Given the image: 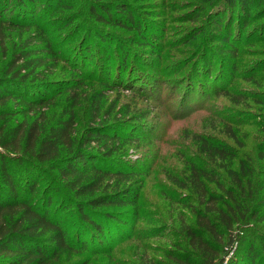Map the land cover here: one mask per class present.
I'll return each mask as SVG.
<instances>
[{
	"label": "trees",
	"instance_id": "obj_1",
	"mask_svg": "<svg viewBox=\"0 0 264 264\" xmlns=\"http://www.w3.org/2000/svg\"><path fill=\"white\" fill-rule=\"evenodd\" d=\"M185 1L197 11L184 17L201 21L207 31L195 35L198 29L191 27L182 35L184 45H196L200 35L208 41L174 64L170 81L181 90L179 110L197 104L209 91L225 94L242 36L246 31L252 36L251 18L264 13H253L264 0ZM85 4L88 18L101 27H86L76 42L64 43L61 61L70 74L47 79L39 70L61 55L53 35L70 27L72 19L54 15L70 7L68 0H0V36L6 29L27 32L0 72V264H57L62 255L106 253L128 236L137 218L142 179L137 162L127 161L126 146L144 136L150 113L127 112L129 118L109 122L99 110L112 92L128 91L151 101L153 91L167 88L169 80L159 81L140 69L146 60L139 52L158 55L162 36L148 27L153 20L149 13L135 15L124 0ZM104 26L133 35L121 40ZM1 55L6 58V48ZM85 81L91 83L92 114L77 129L75 109ZM62 94L67 101L47 119L46 108ZM29 114L34 116L30 122L17 121ZM226 123L223 134L238 142L233 123ZM200 135L193 139L196 153L212 168L189 162L186 175L169 177L185 193L195 217L182 229L189 250H179L176 263L224 264L232 253L225 264H264V230L254 226L264 221V163L256 166L244 155L237 171L230 169L228 161L235 155L228 146ZM122 207L130 209L119 211ZM68 216L74 218L72 229Z\"/></svg>",
	"mask_w": 264,
	"mask_h": 264
},
{
	"label": "rangeland",
	"instance_id": "obj_2",
	"mask_svg": "<svg viewBox=\"0 0 264 264\" xmlns=\"http://www.w3.org/2000/svg\"><path fill=\"white\" fill-rule=\"evenodd\" d=\"M124 1L130 4L132 10L136 12L135 15L149 13L153 20L149 22L148 27L162 36L158 55L151 56L148 52H139L141 50L133 46V49L142 53V57L146 60V65L140 66L141 71H150L159 81L169 80L165 84L171 86L166 85L165 88L164 85L153 91L154 98L151 101L134 98L128 91L119 95L112 92L108 100L100 105V115L109 122L125 119L127 116L129 118L127 112L149 111L150 113L145 122L149 127L142 132L144 136H139L135 144L126 146L127 161L137 162L142 179L137 218L132 221L128 236L112 244L108 252H82L71 255L68 259L62 255L57 264L73 262L177 264L175 259L179 257V250H189L182 229L184 226L192 225L195 217L192 210L186 206L188 198L184 196L185 193L172 185L169 177L186 175L189 162H194L208 170L212 168L196 153V144L193 140L195 135L201 134L210 143L228 146L227 148L235 155L228 161L230 169L237 171L238 162L244 158V155L249 156L256 166L264 163V159L262 160L260 156L264 148V13L251 18L249 27L253 30L252 36L247 35L250 31L244 32L242 36L243 43L238 46L237 55L231 62L234 67L233 73L224 84L225 94L214 96L209 91L197 104L192 101L179 110L182 105L181 90L172 86L170 81L173 77L171 73L174 64L190 56L198 45L204 43V40L208 41L200 35L196 38L198 41L196 45H184L182 35L191 27L198 29L195 35L201 29L207 31V28L204 25L200 26L201 21H187L184 14L187 11L197 10H192V4L185 0ZM68 3L70 7L67 10L54 15V17L61 15L60 19L65 21L72 19V24L64 31L53 35L56 47L61 48V55L51 57L46 62L48 66L40 68L41 76L47 79L67 77L70 72L64 68V63L61 61L67 44L76 42L86 27H101L94 25L88 18L85 0H68ZM256 9L264 11V2L260 7L255 8L253 13ZM104 28L121 40L133 35L132 32L118 28L108 26ZM26 35L27 32L23 30H4L0 36V72L7 64L8 54L13 45H20ZM177 37L178 40H173ZM187 39L189 40L190 37ZM5 48L6 58L1 55L2 49ZM90 72L89 68L87 73ZM90 84L88 81L84 82L79 100L80 106L75 109L77 129L91 119L92 101L89 100L91 91L87 90V85ZM66 101L67 94L57 97L54 103L46 108L47 119H50L52 114H57ZM23 118L25 115L18 116L17 121L28 123L34 119V116L31 117L29 114L26 120H22ZM226 122L233 123L232 129L238 142H233L223 134ZM220 173L225 177V173L222 171ZM208 187L215 189L212 185ZM129 209L122 207L119 211ZM66 221L68 228L72 229L73 216H68ZM263 224L264 221L254 226L264 230ZM231 256L232 253L225 256L224 264Z\"/></svg>",
	"mask_w": 264,
	"mask_h": 264
}]
</instances>
